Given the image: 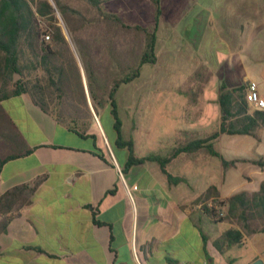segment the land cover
<instances>
[{"label":"crops","instance_id":"0c3cea01","mask_svg":"<svg viewBox=\"0 0 264 264\" xmlns=\"http://www.w3.org/2000/svg\"><path fill=\"white\" fill-rule=\"evenodd\" d=\"M102 9L127 25L153 28L140 24L132 1L109 0ZM160 10L156 62L142 87L123 91L117 105L123 139L132 142L136 158L164 159L179 145L218 133L210 142L213 150L226 161H246L223 167L220 157L200 149L166 164V173L180 179L176 184L155 161L120 175L107 152L115 137L112 143L106 138L98 112L108 102L94 112L88 100L92 118L69 124L43 111L26 92L6 98L0 102V196L14 189L33 192L0 233V264H264V233L244 236L241 245L221 253L214 241L237 226L233 220L214 222L202 209L212 200L203 198L210 187L226 200L256 193L264 181V166L249 162L264 164V129L255 136L219 132L218 103L221 84L232 89L254 81L264 96V69L255 64L256 79L242 55L253 41L264 40V3L160 0ZM223 45L228 54L213 60L211 52ZM68 46L86 87L78 53ZM103 66L101 75L113 74L112 64L110 70ZM142 68L135 81L143 78ZM112 154L122 170L127 148ZM246 164L250 171L240 173ZM243 180L246 188L236 190Z\"/></svg>","mask_w":264,"mask_h":264},{"label":"trees","instance_id":"16d2710c","mask_svg":"<svg viewBox=\"0 0 264 264\" xmlns=\"http://www.w3.org/2000/svg\"><path fill=\"white\" fill-rule=\"evenodd\" d=\"M51 1L0 0V102L26 92L43 111L51 110L58 122L69 124L78 120L84 123L92 118L88 100L94 112L108 102L115 133L112 151L113 148L123 147L128 150L122 171L146 161H155L167 180L174 184L180 179L167 174L165 166L181 153L206 149L221 158L223 167L246 161H226L215 152L210 142L218 133L179 145L164 159L154 156L136 158L132 142L123 139L115 94L123 84L138 79L142 66L156 62V25L161 14L160 0H149L154 7V27L151 30L127 25L116 14L104 12L102 5L109 0ZM56 12L78 53L86 87L72 55H69L68 41L58 24ZM45 33H49V41L42 38ZM105 63L109 70L110 65H113V74L108 73L107 77L99 72H105V66L101 67ZM15 74L19 75L16 81ZM246 94L247 87L244 85L229 89L221 84L218 103L223 115L219 132L255 136L258 129H264V111L250 112ZM1 108L0 105V122L3 120ZM75 126L81 128L77 124ZM249 162L264 166L257 161ZM19 191L14 189L0 196V233L17 215L20 204L26 203L31 197L33 189ZM214 192L215 189L210 187L203 197L204 201L212 198L213 206L204 205L202 209L214 222L233 220L238 228H229L214 241L219 252L224 253L231 246L241 245L244 236L264 233V181L258 192H240L226 200L217 199Z\"/></svg>","mask_w":264,"mask_h":264},{"label":"rangeland","instance_id":"374dc122","mask_svg":"<svg viewBox=\"0 0 264 264\" xmlns=\"http://www.w3.org/2000/svg\"><path fill=\"white\" fill-rule=\"evenodd\" d=\"M49 1L52 3L51 0H49ZM124 1L127 2L128 0H124ZM129 1H132V2L137 4V9H138L139 14H140V16L138 17L137 20H139L140 24H142L144 26H149V27L153 26L154 27V22H152V19L154 17V7L150 3V1L149 0H129ZM258 2L264 3V0H257V3ZM55 16L59 21L58 24L62 29V33H63L65 39L68 41V38H67L65 31H64V28H63L64 24L62 23V21L60 19V15L56 12ZM228 21L232 22L233 20L228 19ZM41 27L43 28L42 25H41ZM45 34H49V33H45ZM69 36H70V34H69ZM42 38H43V36H42ZM70 39H71V37H70ZM222 47L223 48H221L219 50L211 52V56H212L211 58H213V60L222 59L226 54H228V49L226 48V46L223 45ZM242 55L244 56L243 61H244L245 67H247L251 71L250 74L256 78L257 77V70H255L256 67L259 66L260 68L264 69V40L262 42L255 40V44L253 41L252 45L246 46L245 50L242 52ZM258 62H260V63L257 66H255V64H257ZM171 63H169V66L167 67L168 73H169L170 68H171L170 67ZM151 70H152L151 65L143 66V68H142L143 78L133 82V84H131L130 86L128 85V86L124 87L123 89L121 88V87H123V85L120 86L118 88L116 94H115L116 105H119L118 103L120 102V97L123 95L122 94L123 91L125 92L127 89H135L136 87L137 88L142 87V85L144 84V81H145L144 75H146L147 71H151ZM18 79H19V77L15 78L14 81H16ZM108 80H110V77H108ZM259 88H260V90H264V83H262ZM263 98H264V96H263ZM98 112H99L101 124H102L103 129H104V134L106 135V138L110 141V143H112L113 138L115 137V133H114L113 126H112L113 125V119H112V116L110 114V108L103 109V110L98 111ZM96 116H98V115L96 114ZM119 118L122 122L123 120L121 118V114L119 115ZM260 133H261V135L264 136V131H261ZM124 136H126V134H124ZM230 147L231 148L229 150L231 152L235 150V149H233L234 148L233 146L230 145ZM242 149H243L242 152L250 151L249 152L250 154L253 153V151H251V148L245 149L244 147H242ZM113 151H114V153H116L115 148H113ZM107 152L109 153V156L112 155V151H111L110 145L108 143H107ZM237 152H241V151L238 150ZM117 153H118V151H117ZM225 156H227V155H225ZM249 167L250 166L248 164L242 165L241 168H239L240 173L243 174V172H246V173L249 172L250 171ZM239 185H240V187H239ZM245 185H246V183H244V180L243 181H237L236 186L238 189H236V190H241V189L246 188Z\"/></svg>","mask_w":264,"mask_h":264},{"label":"built area","instance_id":"2783aa9c","mask_svg":"<svg viewBox=\"0 0 264 264\" xmlns=\"http://www.w3.org/2000/svg\"><path fill=\"white\" fill-rule=\"evenodd\" d=\"M43 38L46 41H48L49 40V34L43 35ZM246 87H247L246 100H247V103H248L249 107H252L255 110H264V99L261 98L260 95H259L258 87H257L256 82L249 81L247 83ZM94 120L96 121V123H98V120H97L95 115H94ZM110 158H111V161H112L113 165L115 166V168L119 172V174L122 175L121 174L122 170L118 166L113 154L110 156ZM207 206H213L212 200H209V202H207Z\"/></svg>","mask_w":264,"mask_h":264},{"label":"water","instance_id":"95a60500","mask_svg":"<svg viewBox=\"0 0 264 264\" xmlns=\"http://www.w3.org/2000/svg\"><path fill=\"white\" fill-rule=\"evenodd\" d=\"M63 28H64V31H65V34H66V36H67V38H68L69 43L72 44V41H71V39H70V36H69V34H68V31H67L66 27L63 26ZM17 77H19V75L15 74V75H14V79L17 78ZM253 264H263V262L260 261V260H257V261H255Z\"/></svg>","mask_w":264,"mask_h":264}]
</instances>
